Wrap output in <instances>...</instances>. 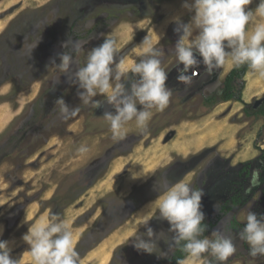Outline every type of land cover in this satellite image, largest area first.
<instances>
[{"label":"rangeland","instance_id":"374dc122","mask_svg":"<svg viewBox=\"0 0 264 264\" xmlns=\"http://www.w3.org/2000/svg\"><path fill=\"white\" fill-rule=\"evenodd\" d=\"M183 3L0 0V225L4 228L0 240L10 242L11 256L21 264H31L29 246L22 236L31 224L47 219L52 212L71 221L82 264H167L174 250L168 243L171 233L167 222L150 221L155 233H163L157 255L164 258L138 252L132 246L134 238H130V234L146 231L138 220L153 211L146 206L158 197L153 190L155 180L162 181L166 176L173 184L183 180L202 188L206 193L202 198L205 213L239 180V170L248 163L251 170L259 171V184L252 186V177L243 181L249 193L245 201L249 203L234 210L213 231L233 238L236 245L226 264H264V256L250 257L244 248L247 243L238 238L249 211L264 215V116H247L244 112L246 104L254 109L261 107H256V102L264 99V78L249 72L245 75L240 94L243 102L219 97L214 105L202 102L218 94L223 83L194 96L178 99L172 95L163 111L152 110L146 133L130 123L124 139L113 140L103 120L104 113L111 111L107 104L98 111L82 105L70 81L49 89L55 79L65 78L54 66L44 76L35 74L33 57L39 53L49 52L46 62L55 59L58 64L61 52H72L71 43L62 48L66 42L62 33L41 39L44 31H54L67 20L65 11L71 9L84 15L81 26L86 29L72 41L87 43L82 52L73 53L69 77L84 66L88 51L102 44L105 37L117 40V59L127 56L139 60L133 50L169 19L158 39L163 57H168L162 64L165 68L173 62L172 50L179 38L173 17L180 16L185 23L190 18ZM258 3L253 0L248 8L254 9ZM19 25L26 28L16 34ZM231 68H220L223 77ZM46 93V111L41 114L43 107L37 100L44 99ZM61 96L70 107H80L76 117L60 119L53 101ZM94 99L103 101L99 96ZM42 122L45 129L39 128ZM81 144L90 148L84 157L76 152ZM130 169L148 178L133 180Z\"/></svg>","mask_w":264,"mask_h":264},{"label":"clouds","instance_id":"9594fccd","mask_svg":"<svg viewBox=\"0 0 264 264\" xmlns=\"http://www.w3.org/2000/svg\"><path fill=\"white\" fill-rule=\"evenodd\" d=\"M252 3L253 0H184L182 8L190 16L188 22H183L180 16L173 17L177 25L174 31L179 37L172 50L178 83L190 87L194 78L190 73L201 65L209 75L225 65L237 69L247 66L251 75L264 78V0H259L254 9H249ZM69 43L72 52H61L58 56L60 62L57 64L53 59L51 66L64 73L66 82L76 86V95L82 105L98 109L106 103L115 110L114 113L106 111L103 115L113 140L124 139L126 126L130 123L146 133L152 110L163 111L173 95L166 84L169 73L162 66L164 51L158 47L160 40L146 35L133 50L136 56L141 57L139 60L127 56L117 59V40L105 37L102 44L88 51L84 66L71 77L68 73L74 62L73 53L82 52L87 42L66 40L62 48L68 47ZM97 96L103 101L94 99ZM54 103L63 121L76 117L80 112V107H70L63 96ZM138 105L141 106L139 109ZM89 151L90 148L84 144L76 149L81 157ZM129 171L133 180L148 178L142 172ZM259 182L260 173L256 170L250 183L257 186ZM153 190L158 197L146 206H151L153 211L138 220L146 231L130 234V238H134L132 246L138 252L157 255L163 233H155L150 226V221L157 219L169 225V246L184 254L178 264H226L236 252V245L233 238L220 231L205 235L207 225L202 198L206 193L203 189L194 188L183 180L173 184L165 176L162 181L155 180ZM3 231L0 225V236ZM238 238L248 244L250 257L264 256V215L249 211ZM77 239L71 221L55 212L50 213L47 219L31 224L22 236L29 246L27 254L31 264H82L76 250ZM9 244V241L0 240V264H21L19 259L11 256ZM157 256L164 258L163 255Z\"/></svg>","mask_w":264,"mask_h":264},{"label":"flooded vegetation","instance_id":"af4514ba","mask_svg":"<svg viewBox=\"0 0 264 264\" xmlns=\"http://www.w3.org/2000/svg\"><path fill=\"white\" fill-rule=\"evenodd\" d=\"M67 12L66 17L68 18L65 21H61L60 26L57 27V29H55L54 31H44L43 35L41 37V39L44 41L46 40V37L49 36V34L56 36L57 34L62 33L64 35L65 41H72L73 38H79L80 36H82L84 34L83 31H85L86 29H84L82 25L83 23V17L84 15H79V14H75V12L73 11V9L69 10V11H65ZM80 17V19H78ZM16 24L21 23L20 21H16ZM25 26H21L19 25L18 27V32L16 31V34H18L19 32L22 33L23 30H25ZM17 30V29H16ZM9 31H13L12 29H9ZM8 34V33H7ZM5 34V35H7ZM49 52L44 51L43 53H39V55L35 58L33 57L34 60V69H35V74H37L38 76H44L47 72L49 67L51 66V62L47 63L46 61L49 59ZM172 58L171 60H173V62L171 63V65L169 64L167 67H165V70L168 71L169 75H168V80L166 82L167 86L172 89L173 91V96L178 98H185L186 95L191 96V95H195L196 93H200V92H204L208 89H212L214 88L218 83H223V89L220 90V92L218 94L213 93V95H209L208 97L203 99V103L207 104V105H214L216 102L217 97H219L220 99H223V96L225 94V91L227 89V76L223 77V70L221 71L220 69L215 70L211 75H209L208 73L205 72L203 66L201 65L200 67L196 68L194 70V73H190L193 74V83L190 87H186L185 85L178 83L177 82V67H176V60H175V56L173 55V51H172ZM168 57H162L163 59V63L164 61H166ZM26 74V72L24 73V75ZM132 74L129 73V76H131ZM36 76V75H35ZM60 81V82H59ZM67 83L66 82V78H59V79H55L54 83L52 85H50V88L53 87H57L58 83ZM66 87V84H65ZM126 87H129V85L126 83ZM48 90V89H47ZM46 92V91H45ZM213 92H216L215 89H213ZM48 93H46L43 97H39L40 99L37 100V104L39 107H43V110L41 111V114H43V112L45 113L46 111V104L44 103V100L46 98ZM225 100V99H224ZM184 100L181 99V103H183ZM225 101H232V100H225ZM55 102V100L53 101V103ZM106 103H104L103 105H105ZM102 105V106H103ZM110 110L114 113V109L108 105ZM141 106L138 105V109ZM98 111V109H97ZM44 122H42V124L39 126V128H41L43 126V128L45 129L46 126H44ZM175 250V248H174ZM173 250V252H174ZM173 254V253H172Z\"/></svg>","mask_w":264,"mask_h":264},{"label":"trees","instance_id":"16d2710c","mask_svg":"<svg viewBox=\"0 0 264 264\" xmlns=\"http://www.w3.org/2000/svg\"><path fill=\"white\" fill-rule=\"evenodd\" d=\"M249 72L247 66H242L240 68H233L227 77V89L223 96L225 100H235L238 102H243L241 97V92L244 87L243 80L245 75ZM239 86V94H236V90ZM251 109V110H250ZM247 116H251L252 113L256 115L264 116V99L261 104V107L254 109L249 104H246V108L244 110ZM261 159L264 160V150L262 152ZM251 164L248 163L244 165L238 173L239 180L232 183L231 189L226 192L216 203H213L210 210L205 211V224L207 225V231L205 235L210 234L216 226L229 214H231L237 208H240L249 201H245L248 197V192H245V187L243 181L252 177L254 170H251ZM214 205L216 206V210L214 209ZM245 251L249 255V246L244 244ZM183 253H181L178 249L175 248L173 254L169 257L167 264H178V261L183 259Z\"/></svg>","mask_w":264,"mask_h":264},{"label":"bare ground","instance_id":"6f19581e","mask_svg":"<svg viewBox=\"0 0 264 264\" xmlns=\"http://www.w3.org/2000/svg\"><path fill=\"white\" fill-rule=\"evenodd\" d=\"M168 20L169 19H167V20H164L157 28H155L153 31H152V34H151V36L149 37L150 39L151 38H153V37H155V38H157V39H160L161 38V36H162V33H163V31H164V29H165V27H166V25H167V22H168ZM122 235V234H121ZM124 236V235H123ZM117 238H118V236H117ZM115 239H116V237H115ZM114 240V239H113ZM123 240V239H122ZM121 241V240H120ZM122 242V241H121ZM119 245V244H118ZM105 247V246H104ZM107 247H108V245H107ZM106 247V248H107ZM110 247V246H109ZM109 247H108V249H109ZM114 247H112V249H113ZM104 249V248H103ZM99 252V251H98ZM100 252H101V250H100ZM106 252V251H105ZM95 255V254H94ZM100 258V257H99ZM94 259V258H93ZM101 259H102V257H101ZM103 260V259H102ZM29 261V260H28ZM104 261V260H103ZM24 263V262H23ZM29 263V262H28ZM84 264H87V262H85Z\"/></svg>","mask_w":264,"mask_h":264},{"label":"water","instance_id":"95a60500","mask_svg":"<svg viewBox=\"0 0 264 264\" xmlns=\"http://www.w3.org/2000/svg\"><path fill=\"white\" fill-rule=\"evenodd\" d=\"M262 102H263V100H258V101L256 102V107H257L258 105L262 104Z\"/></svg>","mask_w":264,"mask_h":264},{"label":"crops","instance_id":"0c3cea01","mask_svg":"<svg viewBox=\"0 0 264 264\" xmlns=\"http://www.w3.org/2000/svg\"><path fill=\"white\" fill-rule=\"evenodd\" d=\"M233 69V67L231 69H229L228 73Z\"/></svg>","mask_w":264,"mask_h":264}]
</instances>
